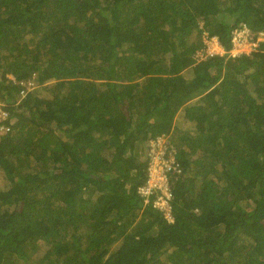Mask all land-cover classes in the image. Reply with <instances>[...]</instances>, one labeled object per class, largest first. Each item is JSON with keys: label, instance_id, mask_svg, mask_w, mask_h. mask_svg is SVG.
<instances>
[{"label": "trees", "instance_id": "trees-1", "mask_svg": "<svg viewBox=\"0 0 264 264\" xmlns=\"http://www.w3.org/2000/svg\"><path fill=\"white\" fill-rule=\"evenodd\" d=\"M244 24L264 0H0V264H264V39L194 57Z\"/></svg>", "mask_w": 264, "mask_h": 264}, {"label": "built area", "instance_id": "built-area-1", "mask_svg": "<svg viewBox=\"0 0 264 264\" xmlns=\"http://www.w3.org/2000/svg\"><path fill=\"white\" fill-rule=\"evenodd\" d=\"M264 37V32L253 33L248 26L245 24L236 27L232 30L231 36V47L228 51H225L217 37L207 36V33H203L204 46L196 51L194 57L197 60L205 59L208 56H213L216 54H223L227 52L231 56H236L239 54L249 53L255 49L258 45V41L262 40ZM243 48L245 50H243ZM32 84L26 83L25 87L20 90L24 95ZM26 88V89H25ZM8 112L4 110L2 104L0 103V128L9 129L4 121L8 118ZM169 142L163 138H157L155 141L150 142V162L148 165L147 181L144 186H140L138 192L141 195L151 194L155 190H159L160 195L153 201L154 206L162 211L167 218H171L170 214V204L169 198L171 196L170 189L168 186L167 172L170 169H174L176 164L173 162V157L171 156V151L168 152L164 149L165 144Z\"/></svg>", "mask_w": 264, "mask_h": 264}, {"label": "rangeland", "instance_id": "rangeland-1", "mask_svg": "<svg viewBox=\"0 0 264 264\" xmlns=\"http://www.w3.org/2000/svg\"><path fill=\"white\" fill-rule=\"evenodd\" d=\"M243 50H245V49L243 48ZM37 88H38V86H37L36 84H32V85L30 86L29 90H35L36 93L39 94V95H44V94H46L45 92H42L41 90H36ZM177 124H178V126L181 127V128H187V127H188V125H186V124L184 123V121H183L182 119H180V118L177 119ZM145 147H146V146H145ZM0 184H3V180H2L1 177H0Z\"/></svg>", "mask_w": 264, "mask_h": 264}, {"label": "clouds", "instance_id": "clouds-1", "mask_svg": "<svg viewBox=\"0 0 264 264\" xmlns=\"http://www.w3.org/2000/svg\"><path fill=\"white\" fill-rule=\"evenodd\" d=\"M201 25H202V23H200V27H201ZM205 32V31H204ZM203 32V33H204ZM262 32V31H261ZM207 33V32H206ZM258 33V32H257ZM216 37V36H215ZM263 39H264V37H263ZM263 39L262 40H260V41H258V45H257V47L255 48V49H253L252 51H250L249 53H244V54H246V55H248V54H251L252 52H254L257 48H258V46H259V44L263 41ZM220 44V43H219ZM221 45V44H220ZM204 46V45H203ZM202 46V47H203ZM201 47V48H202ZM221 47L223 48V46L221 45ZM200 48V49H201ZM224 49V48H223ZM223 54H225V53H223ZM216 55H222V54H216ZM212 57V56H211ZM26 89V88H25ZM27 90H29V89H27Z\"/></svg>", "mask_w": 264, "mask_h": 264}]
</instances>
